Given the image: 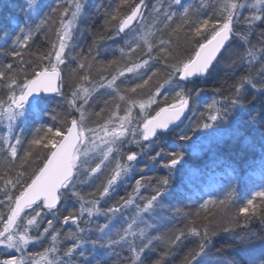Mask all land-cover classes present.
<instances>
[{
    "label": "trees",
    "instance_id": "1",
    "mask_svg": "<svg viewBox=\"0 0 264 264\" xmlns=\"http://www.w3.org/2000/svg\"><path fill=\"white\" fill-rule=\"evenodd\" d=\"M76 2H82L86 6L82 9L78 26L72 29L69 46L65 50V62L59 64L57 70L64 96H70L74 89H79L80 96L83 97L87 91L89 99L85 108L89 113L86 121L89 127L105 123L112 113L116 116L125 115L128 104L121 101L119 96L137 101L132 108V116L136 121L143 120L139 101L147 100L161 85L163 87L160 95L155 97L156 102L147 106L143 115L154 116L161 107L176 102L175 85L165 83L169 70L165 69L163 59L150 60L148 66L136 73L126 72L125 76L118 77L114 85L116 91L108 88L107 82L121 69L147 59L148 44L153 45L156 53L161 39L166 42L165 47L171 49L170 63L187 60L194 56L197 41L202 43L211 38L212 24L222 22L223 0H191L187 11L190 14L182 18H179L182 15V3L176 5L173 0H144L145 13L140 23L126 35L117 37L115 33L120 20L129 15L140 0ZM232 2L248 4V7L239 9V22L234 23V29L247 36L248 43L230 41L231 47L227 46V50H223V58L215 71L187 84V91L191 96L189 112L184 122L172 131L158 133L150 141L141 139L143 147L131 142L129 136L130 143L125 144L121 152L113 154L115 159L110 157L111 162L106 161V166H102L101 171L88 183L77 186L84 200L91 201L94 198L92 194L98 197L107 184L117 161L132 165L129 173L114 185V190H110L109 195L100 200V208L106 211L111 207H119L131 198L127 207L111 214L110 227L114 236L117 231L122 233L134 219L138 221L139 210L158 190L166 193L154 215L144 214L146 223L154 226L149 229L137 222L132 229L137 235L128 237L129 243L135 241L137 251L144 243V237L139 235L142 228L151 238L148 249L140 252L143 264H190L193 254L199 250L205 229L209 234L206 251L210 264H248L250 256L264 252V198L255 196L257 191L264 190V96L246 83L252 79L257 87L264 85V37L260 35L264 32V23L257 22L253 26L254 30L249 32L246 18L254 13L251 4L255 0ZM24 3L25 0H0V73L5 74V78L0 79V104L5 106L12 94V90L7 87L11 79L17 82L15 94L18 95L20 86L34 70L51 67L53 56L51 60L45 57L53 52V45L57 44L58 36L63 32L61 22L68 19L63 16L66 7L72 5L74 10L73 0H38L41 11L38 17L33 18L34 31L27 46L21 48L15 44V39L21 35V28L27 31ZM166 13L172 14L170 20ZM113 15L117 19L112 20ZM204 19L210 21L209 25L199 36H194L195 27ZM14 46L22 53L20 57L10 54ZM249 50L255 55L250 57ZM9 64L12 65L11 69L7 67ZM81 64L84 65L83 68L80 67ZM153 71L157 74L143 89H138L136 93L127 91L136 83H142ZM241 79L245 81L243 87L239 83ZM102 84L105 86L101 87ZM236 89H239L238 94L245 101L255 97L254 102L234 109L229 120L220 124L218 130L193 133L192 129L198 123L206 122V104L213 100L223 102L225 97L237 95ZM77 103L82 101L78 100ZM68 112L64 97L55 95L45 97L38 109L34 108L15 121L13 134L21 139V144L17 145L18 155L15 160L6 154L7 145L4 144L3 137L8 134V121L0 117V200H3L0 203V230H3L7 216L10 215L9 207H14L3 196L4 190H8L15 199L23 189V184L30 183L33 174L43 167L49 154L50 149L43 148L42 145L34 146L32 140L38 135L43 136V131L38 130L62 128L61 118L65 116L69 121L72 116L79 117V113L69 116ZM54 116L57 119H53ZM113 122L118 123L115 117ZM141 125L142 123L138 127L141 128ZM184 134L192 136V140H180L179 137ZM12 142L15 143L14 140ZM193 144L194 148L186 147ZM182 146L185 147L186 154L181 165L174 170L165 168L164 164L172 159L169 153L180 151ZM29 150L32 154L25 160V153ZM131 153L137 154V160L128 162L126 157ZM157 153L160 155L157 156ZM21 172L24 173L21 184L13 188L5 183L8 179H15ZM164 179L169 180L167 188L161 183ZM137 180H140L139 188ZM250 198L254 199L257 214L247 217L240 215L239 209L246 206ZM222 200L225 203H220ZM57 207L55 217L46 209L42 210L43 222L40 223L39 230L29 231L33 240L23 253L0 244V264L13 257L20 259L21 256L26 264H46L42 254L45 249L52 247L51 236L57 235L56 255L62 256L75 243L74 240L66 239L69 232L78 233L88 242L84 249L86 256L80 257L77 254L75 264H132L135 253L125 244L114 245L111 249L97 247L93 252L91 241L99 237L98 225L109 222L107 216L88 218L85 215L79 222L85 231L79 233L76 225L71 221L64 224L63 218L70 213H78L80 203L69 196ZM31 213L32 209L24 210L17 223H26L25 218ZM50 219L53 220V227L48 233H44ZM193 227L201 232V236L190 233L189 229ZM226 228L229 231H225ZM177 235H181L179 241H175ZM241 237H247L248 240L241 243ZM79 251L80 249L77 253ZM196 264H199V259Z\"/></svg>",
    "mask_w": 264,
    "mask_h": 264
},
{
    "label": "snow or ice",
    "instance_id": "2",
    "mask_svg": "<svg viewBox=\"0 0 264 264\" xmlns=\"http://www.w3.org/2000/svg\"><path fill=\"white\" fill-rule=\"evenodd\" d=\"M182 0H173V3L180 5ZM141 5L144 0H140ZM74 10L72 5L66 7L63 16L68 17L67 21L62 20L61 27L63 32L58 36L57 44L53 45V52L48 54L45 58L51 60L54 56L56 64H52L51 67H44L34 70L32 75L27 78L24 83L20 86L19 94H15L17 82L15 79H11L7 85L12 90V94L9 95L8 101L5 104H0V117L5 118L8 121L7 128L8 134L3 137L4 144L7 145L6 154L15 160L18 155L17 145L21 144V139L13 134L14 122L26 115V109L28 106H32L36 109L39 108L44 102L45 94L55 93L56 95L64 97L65 103L68 106V115L72 113H79V117L72 116L68 119L67 116L61 118L63 120V126L60 129L47 128L43 131V136H37L32 140V145L40 146L43 148L50 149L48 156L43 167L39 168L36 173L30 178V183H24L23 189L19 192V195L13 196L8 190H4L3 196L14 204V207H9L10 215L7 216V222L4 223L3 230H0V244H3L9 249H14L17 252L23 253L26 246L33 237L29 235V231L32 229L39 230L40 223L43 222L42 210L46 209L48 213H51L54 217L58 212V205L66 197L74 198L80 203V209L78 213H70L63 218V223L68 224L71 221L72 224L77 226L78 232L83 233L84 228L80 227V221L85 215L88 218H92L98 215H105L108 217V221L103 225H98L97 231L99 237L97 240L91 241L93 252L96 248L111 249L114 245L125 244L135 255L132 257V264H143V260L140 256V252L148 249L152 240L147 236L146 232L142 228L139 235L144 237V243L139 246L137 251V245L135 241L129 243V236H136L133 225L139 224L145 225L146 228H152L153 224H147L145 221L144 214L154 215L155 209L160 206V201L166 197L164 191L158 190L155 195L151 197L149 201L143 206L138 213V221L133 220L128 223L123 229V232L117 231L115 236L112 233L110 222L112 219L111 214H115L121 211L122 208L127 207L128 203L131 202V198L126 200L124 204L119 207H111L106 211L100 208V200L109 195L110 190H114V185L118 180L126 176L132 165L123 164L119 161L116 162L115 168L112 170L113 174L109 176L107 184L103 186L102 191L99 192V196L93 195V200L85 201L81 191L78 190V185L88 183L93 176L101 171L102 166H106L105 162H111L110 157L115 159L114 153H119L125 144L131 142L136 143L138 146L143 147L140 143L143 141H149L150 138L156 137L158 132H164L169 129L171 125L181 120L185 110L189 107L191 94L187 91V84L193 80V78L204 77L211 75L215 71L216 66L220 63L223 58L221 53L222 50H227L226 45L231 47L229 41L240 40L244 43H248V38L242 35L239 30L234 29V23L239 22V9L248 7V4H238L232 2V0H223L221 5L222 8V22L212 24L213 33L210 39L205 42H199L197 49H195L194 56L189 57L187 60H179L176 62H169V58L172 55L171 49L165 47V41L161 39L159 41L160 47L157 52L154 53L153 45L148 44L147 46V59H144L142 63H134L132 66H128L121 69L117 75L112 76L107 82V87L116 91L114 87L118 77L125 76V73H136L137 70L144 68L149 65L150 60L159 61L164 60V67L168 69V75L165 83L168 85H175L177 89L174 92L176 102L169 104L166 107H161L154 116L148 117L143 115L144 110L147 106L155 103V97L160 95L162 85L158 87L155 93L150 94L147 100H140L138 106L143 116L142 121H136L135 117L132 116V108L136 106L137 101L125 96H119L121 101H124L128 106L125 108L124 116H116L112 113L108 116L107 120L103 124L97 125V127H89L86 121L89 119V113L85 108L88 104V93L85 91L83 97L80 96L79 89H74L70 96H64L61 90V83L58 82L60 73L57 71V66L65 62V50L69 46L68 40L71 38L72 29L78 26V22L82 16V9L86 6L82 2H76L73 0ZM25 25L27 31L24 28L20 29L21 35L15 39V44L23 48L27 46L28 40L31 38V33L34 31L32 27L33 18L38 17L41 11V6L38 4V0H25ZM251 8L254 9V13L246 18L248 23L249 32L254 30V25L257 22L264 23V0H255V3L251 4ZM188 9L185 8L184 12L187 13ZM141 14V7L137 5L132 9L131 13L126 17L122 18L116 28L115 35L119 37L121 34H125V30L129 29L132 22L137 20ZM167 19L172 18L171 13H166ZM235 18V20H234ZM112 20L117 19V16L113 15ZM208 19L202 20L200 24L195 27L194 36H199L203 29L209 25ZM39 28V25H36ZM260 35L264 37V32ZM147 43V42H146ZM158 53V54H157ZM14 57H20L22 53L17 51L15 46L10 53ZM248 55L254 56L255 53L249 50ZM243 59V58H241ZM236 61H233L235 63ZM9 69L12 65H7ZM84 67L83 64L80 65ZM157 73L152 72V75L144 79L142 83H136L134 87L127 89L131 93H136L138 89H143L149 81ZM5 74L0 73V79H4ZM241 87H243L245 81L241 79L239 81ZM246 83L253 89L258 91L261 96H264V85L257 87L256 83L249 79ZM105 85H101L104 87ZM235 87V86H234ZM219 91V90H218ZM237 95L233 97H225L223 102L213 100L206 104L207 115L205 118L206 122L198 123L192 132L200 130H218L220 124L226 123L230 116L233 114V110L245 106V104H251L254 102L255 97L245 101L238 93L239 89H236ZM118 94V92H117ZM199 95V93H197ZM81 100L82 103H77ZM129 100L131 103H129ZM117 109L119 105H116ZM103 112V109H101ZM98 116L99 113H96ZM202 113V117H203ZM113 117L118 123L113 122ZM57 119V117H53ZM142 123V129L138 125ZM109 125H112L111 127ZM139 136V139L137 138ZM182 141H191L192 136L188 134L181 135L179 137ZM15 141L13 143L12 141ZM188 148H194L195 145H187ZM31 150L25 153L24 159L26 160L31 155ZM185 147L182 146L180 151H172L169 155L172 159L164 164L165 168L170 170L177 169L185 155ZM160 154L157 153V156ZM128 162L137 160V154L131 153L126 157ZM98 161V162H97ZM24 173H18L15 179H8L5 181L7 185H11L15 188L17 185L22 183ZM161 183L167 188L169 184L168 179H164ZM137 188L140 186V180L136 181ZM256 197L264 198V190L257 191ZM3 203V200H0ZM225 203V201H220ZM36 206L35 208L33 206ZM25 209H32V213L27 216L26 223H17L20 219L21 214ZM239 214L242 216H255L257 213L254 207V199H248L247 205L239 209ZM264 215V213H262ZM47 227L44 228L43 232L48 233L53 227V220L47 221ZM190 233L195 236H201V232L196 228L189 229ZM229 231V229H225ZM183 235V233H181ZM181 235L175 237V241L181 239ZM118 237V239L116 238ZM209 234L207 229L202 234V242L199 245V250L196 251L190 264H196L199 259V264H210L208 260V253L206 251L209 243ZM42 238V237H39ZM37 238V239H39ZM66 239L74 240L75 243L68 247L62 254V256L56 255L58 249L55 247L57 241V235L51 236L53 245L49 249H45L43 257L46 264H75V256L78 254L80 257H85V246L88 243L84 240L83 236L76 232H69ZM248 240L247 237H241L240 242L244 243ZM173 241V243L175 242ZM80 249L79 253L77 250ZM3 264H26L23 256L20 259L15 257L3 261ZM248 264H264V252L258 255H252L249 257Z\"/></svg>",
    "mask_w": 264,
    "mask_h": 264
},
{
    "label": "water",
    "instance_id": "3",
    "mask_svg": "<svg viewBox=\"0 0 264 264\" xmlns=\"http://www.w3.org/2000/svg\"><path fill=\"white\" fill-rule=\"evenodd\" d=\"M138 5L141 7V14L138 16L137 20H135V21L132 22L130 28L125 30V33L129 32V31H130V30H131V29H132L137 23L140 22V20H141V18H142V14H143V12H144V3H143L142 5H141V3H139ZM226 46H227V45H226ZM222 52H223V50H222ZM58 72H59V71H58ZM60 78H61V77H59L58 82H60ZM197 78H198V77H197ZM193 79H194V78H193ZM55 95H56L55 93H49V94H45V97H51V96H55ZM188 112H189V107L185 110L184 114H183L182 117H181V120H180V121H177L176 123H174L173 125H171V126L169 127V129H168L167 131H164V132L171 131V130H173L174 128L180 126V125L184 122V120H185V118H186ZM158 133H161V132H158ZM152 138H153V137H152ZM152 138H150V140H151ZM25 210H26V209H25ZM10 214H11V213H10Z\"/></svg>",
    "mask_w": 264,
    "mask_h": 264
},
{
    "label": "rangeland",
    "instance_id": "4",
    "mask_svg": "<svg viewBox=\"0 0 264 264\" xmlns=\"http://www.w3.org/2000/svg\"><path fill=\"white\" fill-rule=\"evenodd\" d=\"M182 8H181V11H182V15H179V18H182V17H186L188 14H190L189 12H187V13H185L184 12V9L185 8H189V6H190V3H191V0H182ZM140 23V22H139ZM138 23V24H139ZM57 62L55 61V58H54V56H53V58H52V64H56ZM51 64V65H52ZM34 109V107H32V106H28L27 107V109H26V113L27 112H29V111H31V110H33ZM139 111L141 112V110H140V108H139ZM5 119V118H4ZM6 120V119H5ZM7 121V120H6ZM142 126V125H141Z\"/></svg>",
    "mask_w": 264,
    "mask_h": 264
},
{
    "label": "bare ground",
    "instance_id": "5",
    "mask_svg": "<svg viewBox=\"0 0 264 264\" xmlns=\"http://www.w3.org/2000/svg\"><path fill=\"white\" fill-rule=\"evenodd\" d=\"M58 71V70H57ZM199 78V77H198ZM194 79H196V78H194Z\"/></svg>",
    "mask_w": 264,
    "mask_h": 264
}]
</instances>
